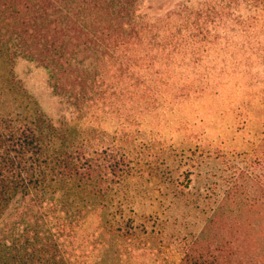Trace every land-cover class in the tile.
Instances as JSON below:
<instances>
[{"label":"rangeland","instance_id":"1","mask_svg":"<svg viewBox=\"0 0 264 264\" xmlns=\"http://www.w3.org/2000/svg\"><path fill=\"white\" fill-rule=\"evenodd\" d=\"M128 1L138 34L105 63L99 99L77 107L43 64L12 63L53 123L121 165L107 215L66 226L69 263L178 264L227 191L241 239L264 252V0Z\"/></svg>","mask_w":264,"mask_h":264},{"label":"trees","instance_id":"2","mask_svg":"<svg viewBox=\"0 0 264 264\" xmlns=\"http://www.w3.org/2000/svg\"><path fill=\"white\" fill-rule=\"evenodd\" d=\"M129 4L0 0V264H70L61 242L66 226L93 210L110 211L104 184L121 166L53 123L21 88L12 63L24 56L43 64L55 91L77 107L99 99L105 63L138 34L135 20H125ZM233 197L225 192L183 244L178 264H264V252L240 237Z\"/></svg>","mask_w":264,"mask_h":264}]
</instances>
